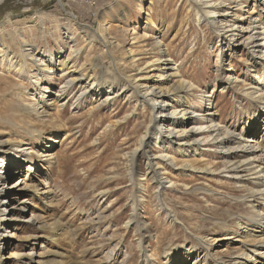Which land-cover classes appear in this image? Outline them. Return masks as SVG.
I'll list each match as a JSON object with an SVG mask.
<instances>
[{
    "label": "rangeland",
    "instance_id": "1",
    "mask_svg": "<svg viewBox=\"0 0 264 264\" xmlns=\"http://www.w3.org/2000/svg\"><path fill=\"white\" fill-rule=\"evenodd\" d=\"M62 1L61 5L57 0H0V44L11 45L16 56L20 35L42 52L54 55L63 50L67 57L79 49V64L89 68L90 75H105L108 63L114 59L120 74L138 79L161 67L157 45L161 41L178 75L191 86L186 101L200 115L198 118L203 117L207 109L204 97L210 94L212 113L217 114L215 123L223 132L228 130L242 141L262 138L264 108L247 94L254 91L252 88L264 89V60L253 58L254 39L246 43L248 36L241 34L243 26L238 39L242 45L234 52H225L217 27L213 29L198 20L196 9L204 11V6L195 0ZM239 1L244 6L236 11L238 18L233 23L242 24L243 18L250 22L254 12L252 19L264 20V11L258 7V1L262 5L263 0ZM220 2L229 5L230 0ZM213 13L209 21L217 23ZM43 15L49 18L41 20ZM8 20L14 26L15 37L8 23L1 27ZM68 35L76 42L67 45ZM28 68L22 75L12 74L0 81V142L7 147L6 155L11 145L22 140L24 148L32 147L27 152L36 162L40 161L36 153L39 147L51 143L56 162L49 170L37 173L35 179L40 188L49 186L53 195L49 205L33 194L25 198L27 211L20 221L5 222L0 217V264H176L177 257L179 264H234L245 259L238 258L242 253L258 261L263 259L264 244H257L252 237L230 235L229 240H220L213 246L197 241L203 238L210 243L229 225L231 232L242 233L240 217H251L257 210L264 214V205L247 199L250 193L246 188L226 176L227 159L211 139L202 146L200 161L193 166L214 171L212 176L182 168L183 155L175 145L162 150L154 144L153 155L167 151L176 165L161 168L164 177L175 184L158 187L148 177L147 156L139 153L132 160L155 116L148 106H141L138 97L133 96L120 97L93 110L95 105L82 99L78 94L81 91L75 88L72 92L71 87H66L63 90L69 96L62 109L56 100L65 80L56 74L39 79L40 73L32 66ZM7 75L6 68L0 67V77ZM34 87H49L51 91L39 116L27 115L19 99L22 93L24 102L31 103ZM203 121L196 120V125L203 126ZM200 137L207 140L209 134ZM49 139L60 143L53 144ZM2 157L3 154L0 163L6 160L11 168L0 184V192L6 193L5 205L10 202L11 207L18 200L10 201L9 187L14 182L9 178L16 172V177L26 178L27 164L23 157L18 159L11 152V160ZM16 163H20L19 170ZM133 170L138 177L134 183L130 180ZM141 185L139 193L134 187ZM134 203L141 227H146L143 242L148 249L147 260L140 252L135 221L128 223ZM252 203L256 210L251 208ZM34 213L42 215L36 225L28 222ZM218 222L226 223V229H218ZM260 228L253 224L248 232L264 243ZM168 250L170 255L164 258Z\"/></svg>",
    "mask_w": 264,
    "mask_h": 264
},
{
    "label": "bare ground",
    "instance_id": "2",
    "mask_svg": "<svg viewBox=\"0 0 264 264\" xmlns=\"http://www.w3.org/2000/svg\"><path fill=\"white\" fill-rule=\"evenodd\" d=\"M57 1L61 5L63 4L62 0ZM220 1L222 0H195V3L200 4V6H204L202 8L204 11L196 9L198 20L210 24L213 29L214 27H217L216 31L218 32V36L221 38L222 42L225 43V52H234V50L238 48L239 45H242L238 42V39L240 37V30L243 26L244 30H241V34L243 33V35L248 36L246 43L254 39V46L252 48L253 58L256 60H264V20L252 19L256 13L254 12L251 14L252 17H250V22L248 18H243L242 24L233 23V20L238 18L236 11L241 10L244 4L239 0H230L229 5ZM258 3V7L261 8L260 10L264 11V0L262 5H260L259 1ZM238 6L240 7L239 9ZM217 7L220 8L219 11L215 10ZM213 11V14H216L218 18L217 23L209 21V17L212 15ZM234 14L235 16L232 17ZM46 18L48 19L49 17L47 15L40 17L41 20ZM6 23H8L13 30L14 26H12L10 20L1 24V27H3ZM2 31H5V29ZM11 34L13 37L17 36L14 30ZM20 36V41L18 42L21 44V46L17 56L15 55L17 52H14L11 45H7L6 43L0 44V67H3V69L6 68V72H8L7 76L0 77V81H6L9 76H12V74L22 75L26 72L28 67L30 68L32 66L35 68L36 72L40 73L39 77H41L39 79L43 78L44 75L53 76L55 74L62 77L66 83L61 89L63 90L64 88L66 89V87H71V91L73 92V90L77 88V90L81 91V93L78 94L80 97H82V99L87 98L91 100L92 104L95 105L93 110H96L106 104H110L112 101H116V99L120 97L132 99L133 96H136L138 97L137 102L143 107L145 105L148 106L151 112H154L155 116L153 119H151V124L149 125L145 136H143L141 139L140 149L135 152L132 160L135 161L139 153L140 155L147 156V165L149 167L148 177L151 178L154 184H156L158 187H164V185L167 184L169 187L174 185L175 183H173L172 180L164 177V174L161 172V168L164 166L173 168L176 167L174 160L171 159L167 153H165L167 151H162L160 155H153L151 153V148L154 144V146L159 145L162 150H167L168 146L175 145L178 149L177 151L181 152L183 155L184 163L183 166H181L182 168L188 172H199L201 174H209L212 176L215 174L214 171H211L208 168L200 169L193 166L194 162L200 161L198 158L203 152L202 146H205L206 142H209V139H211L217 149H219L220 153L225 159H227V163L224 165V172L227 173L226 176L232 180H235L238 184H241V187L246 188V190L250 193V196L246 197L247 199L255 202V204L258 203L262 206L264 205V133L260 140H255L254 138L250 137L245 139V141H242L238 139V136H234V134L228 130L223 132L221 127L215 123L216 118L214 117L217 116V114L212 113L214 105L212 100L209 99L212 97L210 94L205 95L204 100L207 102V109L205 108L203 111V117L198 118L200 115L197 114V111H194L192 106H188L186 101V95H188L192 90L191 86H189L183 81V79L180 78L178 75V70L175 64L172 62L167 48L161 41L157 42V45L160 47L159 52L161 57L159 62L161 67L158 68L157 71L152 70L153 74L148 73L144 78L132 79L130 76H126V74L124 76V74H120V72H118V67L115 64L114 59L110 58L111 62L108 63V66L106 67L105 75L103 74L101 77H98V75L95 73H91L92 75H90L89 68L87 69L84 64H79L81 50L76 49L75 51H71L67 57L66 52L63 50L54 55L50 52H42L40 49H37L35 45L30 44L24 36ZM66 39L67 45L76 42L69 35L66 37ZM130 54L133 56V51H130ZM72 57H74V59ZM134 59L135 58L133 57V60ZM71 63L73 64L71 65ZM150 79H152V82L149 81ZM228 79H231L230 81L233 82V78ZM119 82L121 85L116 87L115 84ZM149 84H151V86H149ZM37 86H39V83H37ZM252 89L254 91L247 95L258 101L264 108V89ZM50 93L51 91L49 87L46 89H37V87H34L35 96L32 98L31 103L24 102L23 94H19V99H21L22 104L26 109L27 115L39 116L41 110L47 105V102L44 101L47 100V95ZM68 96L69 95H66L64 90L57 93L56 101L59 104V108L63 109V107H65L66 102L68 101ZM175 99L177 101H173ZM198 119L204 120L203 123L205 126L196 125V120ZM262 124L264 125V122H262ZM206 133L209 134V138L204 140L200 136ZM49 141H51L53 144L60 143V141L57 139H49ZM33 142V140L30 141L31 146H33ZM21 143L22 140L11 145V151L4 155L7 151V147H4L5 144L0 142V155L3 154L2 159L8 158L11 160L13 157H8L10 152L18 159L23 157L25 164H27L28 175L30 174V176L27 175L26 178L20 179L16 177V172L9 178L12 180V182H14L13 185L9 187V189H12L9 196L10 201L18 200V203L13 206L11 205L10 207L9 202V206L5 210V213H2V210L0 209V217H2L5 222L20 221L23 218L27 211V201L25 198L29 197L31 194L40 198V202H42L44 205H49L52 201L53 191L51 188L49 186L40 188L35 179L38 174L40 175L42 173V170H49L56 162V157L54 154H52V144L48 143V147H46V145L39 147L36 153L40 161L36 162L27 152V149H32V147L24 148V145L22 146ZM192 159L194 160L192 161ZM1 163L0 177L2 175L7 176V172L9 168H11L10 164L9 162H6V160H4L3 164ZM19 164L16 163L14 166H17L18 168ZM39 166H41V170ZM33 174L34 177H32ZM130 176V180L133 183L138 178L134 170L132 171V174L130 173ZM146 177L147 176H145V179ZM142 187L143 185L139 187L135 186L134 188L140 193ZM2 192L3 191H1L0 194H2ZM5 198H7V196H5ZM5 201L7 200H4L2 203L4 206L6 203ZM133 206L135 207V203ZM251 208L256 210V207L253 203L251 204ZM37 209H40V207ZM137 210L138 209L135 207L128 223H130L132 220L135 221L134 225H136L140 235V252L142 253L143 259L145 258L147 260L149 259L147 253L148 249L143 242L146 235V227H141V221ZM168 213H170L175 219V216L172 215L170 211ZM41 216V214L34 213L30 218H28V222L36 225L40 223ZM241 219L245 220V222L241 223ZM239 220L240 230L242 233H237L234 230L231 232L229 228L231 227L230 225L226 229V223L218 222V229H226L223 235L214 240L212 238L211 240L213 241L210 243L203 238H199L197 241H201L206 245L213 246L216 242L220 240H229L231 238L230 235L236 234L243 237H252L255 239L254 242L257 244H264L261 240L256 241L255 237L257 236H251L248 232L253 224L261 226V234L264 232L262 229L264 225V214L257 210V212L251 215V217H240ZM215 232L214 234H216ZM3 238H5L4 234ZM169 252L170 251L168 250L165 253L166 255L164 254V258H167V256L170 255ZM207 253L211 259V253L209 251H207ZM251 253L255 254L256 251L253 250ZM262 256L263 259L258 261L253 258V256L250 257L242 253L238 255V258L245 259H242L241 262H235L234 264H249L248 261L253 263L262 262L264 261V254ZM12 257H14V255H12ZM179 259L180 258L177 257L176 264L180 263ZM251 259L254 260L250 261ZM213 261L220 263V261L216 259H213ZM196 263H198V259H196ZM148 264H150L149 261Z\"/></svg>",
    "mask_w": 264,
    "mask_h": 264
}]
</instances>
